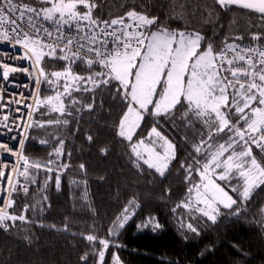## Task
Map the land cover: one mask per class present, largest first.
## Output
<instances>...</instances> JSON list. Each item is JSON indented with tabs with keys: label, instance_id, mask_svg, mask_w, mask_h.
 Listing matches in <instances>:
<instances>
[{
	"label": "snow or ice",
	"instance_id": "1",
	"mask_svg": "<svg viewBox=\"0 0 264 264\" xmlns=\"http://www.w3.org/2000/svg\"><path fill=\"white\" fill-rule=\"evenodd\" d=\"M214 3L224 11L244 10L264 21V0ZM97 8V0H0V42L13 48L19 46L23 55L16 58L30 61L36 69L33 75L28 68L0 62V79L8 80L9 73L17 71L33 75L35 110L44 107L45 115L58 114L56 119L36 121L40 128L69 123L59 117L73 115L72 109L81 103L74 93L112 91L122 102L116 136L126 142L138 170L146 166L160 176L176 159V145L162 134L160 127L179 114L185 127L196 130L197 138L190 145L186 162L180 161L189 186L178 207L194 208L215 222L219 206L232 209L238 201L246 203L253 190L264 185V159L258 158L264 157V43H260L264 33H251L250 39L256 42L253 44L237 43L243 41V36H232L224 37L215 46L200 32L157 24L158 17L135 8L108 19L94 15ZM45 57L62 61L63 66L46 70ZM79 66L83 72L75 70ZM41 83L48 84L53 94L41 98ZM3 102L0 95V103ZM93 103L84 107L91 111ZM145 117L151 120L146 133L142 131ZM28 119L31 121L32 117ZM8 121L9 117L3 116L0 128L11 132L14 129ZM28 131L29 127H25L24 133ZM24 139L15 148L0 142V150L15 158L11 166L0 159V194L8 197L6 204L0 206V229L5 232L16 221L28 222V205L20 215L6 209L14 206L13 193L27 194L29 185L36 182L29 169L56 171L59 188L60 171L68 166L57 163L64 145L59 137H54L58 145L52 150L56 159L43 163L30 161L24 155ZM101 151L106 153L107 149ZM49 179L50 176L46 181ZM123 212V220H127L128 208ZM234 214H239V208L234 209ZM118 226L122 228L123 222ZM187 227L197 231L192 224ZM115 234L109 230V235ZM84 239L93 248L96 244L101 246L92 255L94 264H104L111 242L93 234ZM81 260L92 264L87 253ZM111 264H121L118 255L113 254Z\"/></svg>",
	"mask_w": 264,
	"mask_h": 264
},
{
	"label": "trees",
	"instance_id": "2",
	"mask_svg": "<svg viewBox=\"0 0 264 264\" xmlns=\"http://www.w3.org/2000/svg\"><path fill=\"white\" fill-rule=\"evenodd\" d=\"M97 4L94 15L99 14L101 19L121 16L135 8L158 17L157 24L200 32L215 46L232 36H243L237 43L253 44L256 42L250 34L264 33V21H258L255 14L224 11L214 0H97ZM43 66L50 71L61 68L63 62L45 57ZM75 70L84 71L82 66ZM51 94L50 86L42 83L40 97ZM73 95L81 103L76 106L79 111L72 109L73 115L59 117L67 119V125L40 128L36 121L56 119L58 114L45 115L44 107L33 113L24 155L42 163L55 160L52 150L58 141L54 137H59L64 145L57 163L68 166L60 171L59 188L56 171L29 169L36 182L30 185L27 197H13L11 211L20 215L28 205V222L16 221L7 232L0 229V264H85L81 260L85 253L94 264L92 253L101 246H90L84 239L88 234L111 242L104 264H111L113 254L119 256L121 264H264V185L256 188L244 204L238 201L232 209L219 206L215 222L194 208L178 207L189 186L180 161L186 162L190 145L197 138L196 130L190 128L184 145L188 130L185 127L179 140L183 122L177 114L160 127L172 141L179 140L170 168L164 176L146 166L138 170L126 142L115 134L122 111L115 93L96 90ZM88 103H93L91 111L84 107ZM150 127L151 120L146 117L142 131L146 133ZM126 207L128 219L123 220ZM236 208L238 215L234 214ZM121 222L122 228L118 226ZM188 224L197 231L188 229ZM110 229L116 234L109 235Z\"/></svg>",
	"mask_w": 264,
	"mask_h": 264
},
{
	"label": "built area",
	"instance_id": "3",
	"mask_svg": "<svg viewBox=\"0 0 264 264\" xmlns=\"http://www.w3.org/2000/svg\"><path fill=\"white\" fill-rule=\"evenodd\" d=\"M21 55H23V50L20 49L19 46L13 48L6 42H0V62L7 63L10 66L18 67L20 69L28 68L29 72L34 75L36 69L33 68L30 61L16 58ZM33 75H29V73H25L24 71H17L10 72L8 80L0 79V95H3L4 97V102L0 103V121H2L3 116L7 115L9 117L8 123L14 129L9 132L6 128H0V142L7 143L14 148L17 146L18 141L24 139L25 135L28 136V133H24V128H30L31 121L28 117H33L35 111V98L37 93ZM8 101L13 102L7 103ZM15 101H19V103H16ZM25 105H29V107H25ZM26 140L27 139H24V146ZM0 159L8 162L9 166H11L15 160L11 155L4 154L2 150H0ZM20 180L22 183L27 184L23 177H20ZM29 192L27 194L22 191L13 193L12 199L13 197L18 196L27 197ZM7 199L8 197L6 195L0 194V206L6 204ZM12 209L13 207L6 210L11 212Z\"/></svg>",
	"mask_w": 264,
	"mask_h": 264
},
{
	"label": "crops",
	"instance_id": "4",
	"mask_svg": "<svg viewBox=\"0 0 264 264\" xmlns=\"http://www.w3.org/2000/svg\"><path fill=\"white\" fill-rule=\"evenodd\" d=\"M146 118V117H145ZM190 128L191 127H187V134H186V139L184 140V145H185V143H186V141H187V138H188V134H189V131H190ZM184 129H185V125H184V123H183V126H182V129H181V131H180V133H179V140H180V138L182 137V135H183V132H184ZM161 132H162V134L163 135H165V136H167L162 130H160ZM168 137V136H167ZM169 138V137H168ZM171 141H172V139L171 138H169ZM179 140H178V142H179ZM175 145H176V152H177V144H178V142L176 143V142H174V141H172ZM173 162V161H172ZM172 164V163H171ZM170 167V166H169Z\"/></svg>",
	"mask_w": 264,
	"mask_h": 264
},
{
	"label": "rangeland",
	"instance_id": "5",
	"mask_svg": "<svg viewBox=\"0 0 264 264\" xmlns=\"http://www.w3.org/2000/svg\"><path fill=\"white\" fill-rule=\"evenodd\" d=\"M169 168H170V167H169ZM255 189H256V188H255ZM255 189H254V190H255ZM254 190H253V191H254ZM13 207H14V206H13Z\"/></svg>",
	"mask_w": 264,
	"mask_h": 264
},
{
	"label": "water",
	"instance_id": "6",
	"mask_svg": "<svg viewBox=\"0 0 264 264\" xmlns=\"http://www.w3.org/2000/svg\"><path fill=\"white\" fill-rule=\"evenodd\" d=\"M219 6V5H218Z\"/></svg>",
	"mask_w": 264,
	"mask_h": 264
}]
</instances>
